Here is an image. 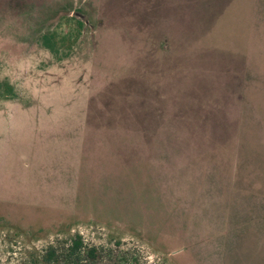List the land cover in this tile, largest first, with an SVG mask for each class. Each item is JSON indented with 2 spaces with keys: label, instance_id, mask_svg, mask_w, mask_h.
Listing matches in <instances>:
<instances>
[{
  "label": "rangeland",
  "instance_id": "obj_1",
  "mask_svg": "<svg viewBox=\"0 0 264 264\" xmlns=\"http://www.w3.org/2000/svg\"><path fill=\"white\" fill-rule=\"evenodd\" d=\"M75 233L79 264H264V0H0V264Z\"/></svg>",
  "mask_w": 264,
  "mask_h": 264
},
{
  "label": "trees",
  "instance_id": "obj_2",
  "mask_svg": "<svg viewBox=\"0 0 264 264\" xmlns=\"http://www.w3.org/2000/svg\"><path fill=\"white\" fill-rule=\"evenodd\" d=\"M217 12H220V10H218ZM199 16H202V15L199 14L198 17ZM190 22L200 23V22H206V20L205 19L201 20L199 18H196L194 21H190ZM76 24H77L78 30L83 25L81 20H77ZM54 36L55 35H54L53 30L52 31L49 30L47 32H44L41 35V41H42L43 45L45 47L49 48L50 50H54V48H55L54 47L55 46V42H54L55 37ZM11 91H12V88L7 87L6 92L11 93ZM212 115H214L215 117H213V118L216 119V117H217L216 113L212 114ZM214 119H212V118L207 119V122H216L217 124H219L217 121L219 119L218 118H217V120H214ZM213 127H214L213 130H218V132L216 134H214V133H212V134L214 136L221 137L220 138L221 143H224V141H227L226 140L227 134L224 135L222 133V131H223L222 127H220V125H217V126L215 125V126H212L211 128H213ZM130 131L131 130H128L127 135L132 140V134L129 133ZM126 133H127V131H126ZM127 135H125V136H127ZM84 139L86 141L92 140L94 145L100 144L101 146L112 142V140L110 139V135L108 134V131H105L102 128H100L99 130L97 129L95 132H94V130H92L88 133H85ZM80 142H81V139H80ZM129 142H130V140H129ZM108 145H110V144H108ZM110 147H112V145H110ZM131 148L132 147L129 145L128 151H127V144L121 145L120 150L122 152L124 151L125 153L123 154V156L121 154L122 157H118V156L116 157V158H120V160H122V162L125 164V166H130L129 162H130V157L132 155ZM113 150H114V148H113ZM102 155H103V153H101V156ZM78 179H79V177H76V175H75L74 181H76L75 187H77V189H78V183H79ZM99 255H100V252L96 246L85 245L81 235L79 233H75V234L68 237L67 242L65 244V248L61 249V251L59 250V248L57 246L49 245L41 253L37 252V251L31 252L29 254V258H28L27 262H28V264H79L81 261L95 262L99 258Z\"/></svg>",
  "mask_w": 264,
  "mask_h": 264
}]
</instances>
